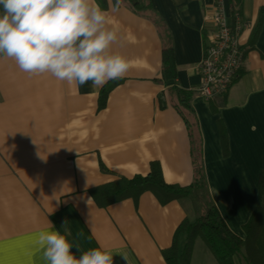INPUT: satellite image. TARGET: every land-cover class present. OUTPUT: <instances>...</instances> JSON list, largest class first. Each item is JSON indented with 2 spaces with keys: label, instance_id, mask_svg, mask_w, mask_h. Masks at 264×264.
I'll return each mask as SVG.
<instances>
[{
  "label": "crops",
  "instance_id": "1",
  "mask_svg": "<svg viewBox=\"0 0 264 264\" xmlns=\"http://www.w3.org/2000/svg\"><path fill=\"white\" fill-rule=\"evenodd\" d=\"M106 2L109 24L118 29L110 50L124 55L130 67L122 79L104 85L110 89L103 107L97 106L101 88L91 82L77 87L50 73L30 75L0 55V264H44L34 235L49 221L63 232L65 220L69 239L79 245V252L73 249L77 256L103 246L113 264H166L161 251L182 219H194L189 200L160 204L144 191L136 205L126 198L99 207L87 191L120 176L148 174L152 161L166 183L185 186L192 178L191 159L201 157L218 212L234 234L245 235L242 226L264 171V0H242L234 11L245 24L237 34L244 49L241 73L226 93L209 100L195 88L213 32L207 15L214 0H150L146 10L120 4L116 13ZM259 12L262 21L251 41ZM167 46L173 50L175 86L193 93L194 153L161 79L160 54ZM222 99L212 112L211 104ZM217 120L225 128L226 154ZM245 263L241 252L235 264ZM189 264L218 263L197 237Z\"/></svg>",
  "mask_w": 264,
  "mask_h": 264
},
{
  "label": "clouds",
  "instance_id": "2",
  "mask_svg": "<svg viewBox=\"0 0 264 264\" xmlns=\"http://www.w3.org/2000/svg\"><path fill=\"white\" fill-rule=\"evenodd\" d=\"M120 3L109 0L110 12H118ZM108 18L109 11L96 0H0V55L30 75L50 73L77 87L91 82L98 90L122 79L130 67L124 55L110 50L118 29ZM68 224L63 222L62 232L49 221L34 235L44 264H113L112 253L103 246L77 256L73 249L80 248L69 239Z\"/></svg>",
  "mask_w": 264,
  "mask_h": 264
},
{
  "label": "trees",
  "instance_id": "3",
  "mask_svg": "<svg viewBox=\"0 0 264 264\" xmlns=\"http://www.w3.org/2000/svg\"><path fill=\"white\" fill-rule=\"evenodd\" d=\"M102 9L107 7L106 0H96ZM115 3V0H113ZM134 12H140L150 7V0H121ZM231 12L241 9L242 0H228ZM263 14L259 12L251 41L256 38ZM161 79L167 83L169 93L174 103L173 107L183 119L188 131L191 150L196 152V142L193 132L198 128L194 110L190 107L192 91L175 86V63L171 46L161 49ZM241 70L239 71V74ZM238 74V75H239ZM238 77V76H237ZM109 87L104 86L98 95V108L104 106ZM224 103L220 100L216 105L211 104V111ZM220 135V144L223 154L227 153V140L225 128L221 121H216ZM195 150V151H194ZM192 153V152H191ZM192 160V178L188 185L166 183L163 179L159 163L152 161L148 174L132 177L120 176L111 181L91 187L87 191L99 207H106L123 199H131L136 205L139 196L144 191L151 192L160 204L171 200H189L194 213V219H182L176 227L169 247L161 251L166 264H189L192 244L195 238H200L211 252L218 264H235V258L242 255L245 264H264V171L259 174L257 195L252 211L242 229L244 237L241 239L226 225L206 186V175L201 157ZM102 168V167H101ZM182 238V239H181ZM182 241H181V240Z\"/></svg>",
  "mask_w": 264,
  "mask_h": 264
},
{
  "label": "built area",
  "instance_id": "4",
  "mask_svg": "<svg viewBox=\"0 0 264 264\" xmlns=\"http://www.w3.org/2000/svg\"><path fill=\"white\" fill-rule=\"evenodd\" d=\"M234 23L229 21L225 0H214L207 18L213 32L207 37L201 59L198 63L199 83L195 88L205 100L226 93L237 78L243 63L244 49L237 34L245 24L237 12Z\"/></svg>",
  "mask_w": 264,
  "mask_h": 264
},
{
  "label": "water",
  "instance_id": "5",
  "mask_svg": "<svg viewBox=\"0 0 264 264\" xmlns=\"http://www.w3.org/2000/svg\"><path fill=\"white\" fill-rule=\"evenodd\" d=\"M167 84H168V82H167Z\"/></svg>",
  "mask_w": 264,
  "mask_h": 264
}]
</instances>
